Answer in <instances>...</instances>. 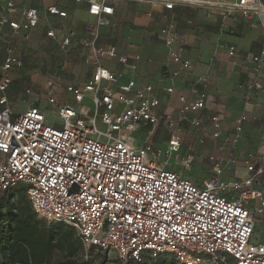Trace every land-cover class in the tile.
Masks as SVG:
<instances>
[{
    "label": "built area",
    "instance_id": "2783aa9c",
    "mask_svg": "<svg viewBox=\"0 0 264 264\" xmlns=\"http://www.w3.org/2000/svg\"><path fill=\"white\" fill-rule=\"evenodd\" d=\"M74 1L97 20L86 62L92 74L83 85H64L61 76L49 80L48 105L62 123L50 125L38 107L16 113L9 106L10 74L24 68L15 40L30 38L42 11L62 29L69 13L59 0L23 7L16 0H0V41L7 48L0 64V195L24 186L38 218L75 229L86 254L96 250L123 264L164 255L178 264H264V243L253 242L258 224H264V49L248 58L251 72L232 90L242 110L226 105L211 112L213 97L196 88L209 86L210 77L193 80L194 64L185 56L186 42L174 22L177 5L200 6L202 0ZM123 2L148 5L149 19L157 9L169 12L158 38L175 65L171 85L140 82L139 54L98 45L100 28L111 24ZM219 14L264 27L262 0H225ZM46 36L57 39L53 26ZM74 36H62L60 49H68ZM227 53L245 59L233 46ZM104 60L115 61L120 73ZM179 79L188 82L189 92L179 97L175 114L161 112ZM162 126L168 132L164 146L154 141ZM189 129L199 131L190 145ZM206 137L207 150L198 152L195 144L204 146ZM200 159L208 173L201 179L186 177Z\"/></svg>",
    "mask_w": 264,
    "mask_h": 264
},
{
    "label": "crops",
    "instance_id": "0c3cea01",
    "mask_svg": "<svg viewBox=\"0 0 264 264\" xmlns=\"http://www.w3.org/2000/svg\"><path fill=\"white\" fill-rule=\"evenodd\" d=\"M59 1L61 8L69 13L65 28L57 26L55 20L50 23L42 11L40 25L32 32L30 38L18 37L15 43L16 45L19 43L27 45L35 37L39 46L53 42L59 47L61 37L73 33L75 36L72 38L70 46L73 45L74 50L69 56V61L72 66H76L79 61L81 62V56L78 55L75 47L80 38L92 36L91 28L96 25L97 20L89 15L86 5H77L74 0ZM224 1L202 0L203 4L200 6L177 5L174 10L175 25L186 42L185 56L194 64L193 80H198L202 76L210 77L209 86L196 88L198 90L205 89L213 97L214 102L210 104L211 112L226 105H235L237 110H242L239 103L232 98V90L236 82L246 80L251 72L248 58L264 49V27L258 22L251 23L239 15L221 16L219 10ZM262 1L264 2V0ZM16 2L19 7L37 6L36 0H16ZM148 10V5L139 6L132 2L120 3L111 18L112 30L99 38L98 45L104 47L115 45L124 55L139 54L142 58L137 71L139 81L152 84L156 88H162L171 85L169 73L175 68L169 58V49L158 38L160 29L166 23L165 17L170 14L157 9L154 18L149 19L145 15ZM18 17L19 15L16 16V18ZM122 19H125L124 23L120 22ZM52 26L57 32V39H50L46 36ZM0 46L5 47L3 41H0ZM230 46L241 52L245 59L229 58L227 47ZM103 63L112 71L120 73L121 68L116 62L114 67L110 60H104ZM128 77L129 75L125 76L126 79ZM211 80L213 83L217 81V85L216 83L211 85ZM173 85L175 94L170 98L168 104L161 107V112L169 115L176 113L180 106L179 97L190 90V86L185 80H176ZM220 88L223 89L221 92ZM189 98L194 99L195 95L190 93ZM238 113L235 111L228 118L230 124ZM161 135H163V126L159 128L154 141L159 143ZM165 139H168V135ZM261 225L263 226L262 232H264L263 223L258 224L257 230ZM258 243H264V241Z\"/></svg>",
    "mask_w": 264,
    "mask_h": 264
},
{
    "label": "rangeland",
    "instance_id": "374dc122",
    "mask_svg": "<svg viewBox=\"0 0 264 264\" xmlns=\"http://www.w3.org/2000/svg\"><path fill=\"white\" fill-rule=\"evenodd\" d=\"M125 19H122L120 22L124 23ZM119 22V23H120ZM114 27H116L114 25ZM112 30V25L103 26L100 28L99 38L103 35L105 36ZM93 37H82L79 39L78 45L75 47L79 56H81V62L76 66H72L69 61V56L74 50L73 45L70 46L66 50H61L53 42H47L43 46H39L37 44V39L35 37L29 42L27 45H23L25 43H19L16 45V53L22 59L25 60V67L21 70L14 71L10 74L12 79V88L8 93L9 98V106L15 110L17 113L24 112L28 110L30 107H38L41 111H43L47 117L48 123L50 125H62L57 113L49 107L48 98L46 94V87L50 79L53 77H58L61 75L62 83L64 85L73 83L76 85H83L87 79L90 78L92 74V66L91 63L87 64V60H90V48L88 44L92 41ZM29 40V41H30ZM6 46H0V62L3 59L6 53ZM109 61V60H108ZM112 67H114L115 62L110 61ZM1 64V63H0ZM243 72V71H242ZM217 80V78H216ZM211 85L216 83L215 81H210ZM30 91L28 93L27 91ZM200 90V89H199ZM223 90L220 88V92ZM63 91H61L62 93ZM64 98L66 100L67 96L63 93ZM227 98V97H226ZM225 98V99H226ZM62 100V101H63ZM229 126V123H226V126ZM189 131L185 135L186 144H188L189 138L187 137ZM195 132L196 131H192ZM144 132H140L137 136L140 141H143L145 138ZM156 135V133H155ZM168 135L166 130H163V135L159 138L161 139L158 145L164 146L165 137ZM157 138V137H155ZM190 145V144H188ZM196 149L198 152L205 153L207 149H201L200 146L196 145ZM198 161V160H197ZM209 171V166L207 163L200 159L197 163H195L192 167V171L186 172V177H192L193 179H201L205 176ZM37 220L41 221L43 224L48 227H52L54 224H49L45 220H42L37 217ZM263 226H259L257 232L253 237V242L264 241V232ZM64 254L61 252H56L55 254V263L61 261L63 259ZM156 259H152L148 256H145L144 259L140 262V264H154ZM78 264H123L116 256L107 255L101 252H97L96 250L91 251L89 254H81L78 259Z\"/></svg>",
    "mask_w": 264,
    "mask_h": 264
},
{
    "label": "trees",
    "instance_id": "16d2710c",
    "mask_svg": "<svg viewBox=\"0 0 264 264\" xmlns=\"http://www.w3.org/2000/svg\"><path fill=\"white\" fill-rule=\"evenodd\" d=\"M187 135L188 144H194L195 132ZM205 139L206 144L201 149H207L210 143L209 138ZM56 252L64 254L57 263L54 260ZM84 253L75 229L62 223L48 227L37 220L24 186L9 189L0 195V264H78L80 255ZM154 264L178 263L173 257L164 255L156 258Z\"/></svg>",
    "mask_w": 264,
    "mask_h": 264
}]
</instances>
